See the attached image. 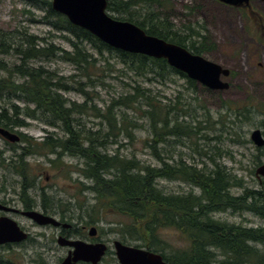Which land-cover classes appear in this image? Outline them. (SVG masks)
<instances>
[{"label": "trees", "instance_id": "obj_1", "mask_svg": "<svg viewBox=\"0 0 264 264\" xmlns=\"http://www.w3.org/2000/svg\"><path fill=\"white\" fill-rule=\"evenodd\" d=\"M23 1L43 13L38 23L48 26L51 32L64 35L70 49L55 45L50 40L55 36L49 39L32 35L26 27L15 28L10 33L0 29V56H12L18 61L9 65L0 60V70L5 72V76L0 77V100L5 104L0 107V128L14 132L15 128L27 127L26 119H31L42 122L54 131H63L65 135L55 137L54 131L46 130L47 136L42 142H34L27 135L21 136L26 144L19 148V153H15L17 147H13L15 154L9 165L23 172L27 156L34 152L45 153V149L55 155L52 163L58 165L57 168L63 166L60 163L64 156L83 159V167H76L77 173L89 180V185L81 183L85 190L104 202L99 213L108 208L126 215L129 222L121 225L118 232L139 240L134 233L143 229L152 236L143 239L145 246L160 253L171 264H264V227H245L215 217L228 211H244L264 218V186L258 190L246 188L243 194L234 195L232 188L243 187V180L238 179L225 165L215 162L213 168L200 167L198 163L191 164L182 157L175 162L166 161L158 149V144L165 141L166 135L171 133L190 138L196 132L190 123L180 121L178 116L171 120L169 110H164L162 102L148 95V90L141 89L139 85H133L131 93L113 98L105 111L92 102L93 98L86 90L96 87L91 70L99 71L100 62L109 63V58L105 57L107 54L116 58L136 77L150 78L152 75L158 80H165L171 74H177L186 78L191 86H195L196 82L169 66L164 59L112 48L56 12L52 0ZM107 2L108 12L120 14L111 15L117 20L132 22L147 34L182 46L193 54L202 55L206 50L207 37L198 29L184 26L182 34L168 17L162 18L149 10L154 9L153 5L163 6L161 0ZM143 11L146 12L143 19H137ZM196 37L201 40H194ZM210 47L208 45L207 49ZM42 59L61 60L73 65L79 78H84L85 82L76 80L74 75L65 78L54 70L33 65V62ZM73 90L84 97L82 104L65 96V93ZM17 103H23L24 107ZM130 110L135 113L133 115L140 111L139 117L149 122L154 136L145 143H153L151 147L159 159V165H144L136 157L122 156L118 150L112 154L104 150L111 143L110 139L122 131L134 138L131 129L140 127V124L129 117ZM84 116H93L99 123L87 128ZM4 153L0 150V166L5 164ZM162 180L188 183L197 189L198 194L167 193L160 184ZM25 193L26 186H23L22 194ZM47 197L46 193L42 194L44 200ZM22 201H26L24 197ZM26 206L31 209L27 203ZM43 209L49 211L48 202ZM85 222L94 225L96 221L87 219ZM168 228L180 230L188 246L171 250L167 244L154 239L159 229Z\"/></svg>", "mask_w": 264, "mask_h": 264}, {"label": "rangeland", "instance_id": "obj_2", "mask_svg": "<svg viewBox=\"0 0 264 264\" xmlns=\"http://www.w3.org/2000/svg\"><path fill=\"white\" fill-rule=\"evenodd\" d=\"M161 2L163 6L153 5L154 9L149 10L162 18L168 17L175 29L180 30L182 34L184 26H193L198 32L206 35L208 40L206 50L201 56L232 71L230 77L222 78L223 81L229 82L230 88L214 91L197 82L195 86H191L186 78L177 74H171L165 80H158L152 75L150 78L136 77L116 58H111V55L107 54L105 57L109 58V63L100 62L99 71L91 70L96 87L86 90L90 92L92 102L105 111L106 105L113 98L129 94L133 85H139L141 89L148 90V95L162 102L164 110H169L171 120L178 116L180 121L190 123L196 132L190 138L186 135L174 136L171 133L166 135L165 141L158 144L160 154L166 161L175 162L182 157L191 164L198 163L200 167L209 168H213V164L218 162L230 169L238 179L243 180V187L232 188L234 195L243 194L246 188L261 189L264 186V177L258 178L256 171L264 164V147L258 148L251 140L252 132L256 129H260L264 136V43H261L260 31L254 28L251 25L253 22L240 11L219 6L211 0H161ZM192 4L194 7L197 4V8L201 9L190 12L188 5ZM259 11L264 16L263 4L259 5ZM109 14L120 15L114 12ZM145 14V11L139 13L137 19H143ZM42 15L41 11L31 7L27 1L0 0V29L4 32L10 33L15 28L26 27L32 35L49 39L55 36L50 40L55 45L69 50L70 45L63 38L64 35L51 32L48 26L38 23ZM32 20L36 22L31 23ZM198 24L202 26L198 28ZM194 40L199 42L201 38L196 37ZM208 45L213 48L207 49ZM0 60L9 65L18 62L17 58L12 56H0ZM33 65L54 70L65 78L74 75L76 80L85 82L84 78H79L78 71L73 65L61 60L42 59L33 62ZM4 76L5 72L0 70V77ZM65 96L78 104L85 101L81 93L75 90L65 93ZM17 104L21 108L24 107L23 103ZM1 106H5L2 100ZM129 113V117L140 124V127L131 129L134 138L131 139L122 131L117 137L110 139L111 143L104 150L109 154L118 150L122 156L136 157L144 165H159V159L151 147L153 143L150 142L148 145L145 143L148 138L154 136L149 122L139 117L140 111L136 115H133L135 113L131 110ZM83 120L87 128L95 127L99 123L93 116H84ZM26 122L29 124L27 127L15 128L12 133L27 135L34 142H42L47 136L46 130L54 131L38 120L26 119ZM54 132L55 137L65 135V132L60 130ZM2 137L0 135V150L5 152V164L0 166L1 202L2 198L7 196L8 199L14 200L13 205L20 210H23L22 206H26V203L34 209H39L48 202L49 211L52 213L48 216L75 229L82 225L87 226V233L95 227L98 236L111 247L113 241L118 240L129 246L143 248L145 246L143 239L152 237L143 229L134 233L139 240L131 239L127 233L122 235L117 229L125 222H129L126 215L112 212L108 208L99 213L104 202L97 200L95 194L85 190L81 183L89 185V180H85L82 174L77 173L76 167H83V159L64 156L60 163L63 166L57 168L58 165L52 163L55 155L45 149V153L34 152L27 156L24 161L26 168L20 172L17 167L9 164L12 163L13 155L19 153V148L24 147L26 143L16 141L15 146H12L10 141L6 144ZM13 147H17L15 153ZM160 184L167 193L198 194L196 188L182 181L162 180ZM23 186H26L25 195L22 194ZM43 193L48 195L47 200L42 198ZM23 197L25 202L22 201ZM19 200L22 204L17 202ZM9 216L30 230L33 235L41 234L36 235V242L32 244L38 253L35 254L34 249L27 246V252L17 249L0 250V257H10L19 264H35L31 263L34 259L38 261L36 264L41 262L57 264L64 251L55 241L61 231L59 226L41 227L22 215ZM89 217L96 221L94 225L85 224V220L91 221ZM215 217L245 227H264V218L251 212L228 211L216 214ZM157 234L154 239L167 244L171 250L188 246L186 237L178 229H159ZM45 247H54V250L47 252L44 250ZM146 248L145 246L144 249Z\"/></svg>", "mask_w": 264, "mask_h": 264}, {"label": "water", "instance_id": "obj_3", "mask_svg": "<svg viewBox=\"0 0 264 264\" xmlns=\"http://www.w3.org/2000/svg\"><path fill=\"white\" fill-rule=\"evenodd\" d=\"M231 5H238L248 0H220ZM53 9L66 16L75 26L83 28L97 37L100 41L112 48L132 54H141L150 58L164 59L169 66L184 73L187 77L198 84H202L211 90H226L230 88L229 82L222 78L230 76V70L223 66L196 55L188 49L174 43L167 42L156 36L149 35L141 27L128 21L112 18L107 12V0H52ZM0 135L11 142L20 140L16 133L0 128ZM251 140L258 148L264 147V136L260 129L252 132ZM256 175L264 177V164L261 165ZM0 209H4L0 204ZM40 226H60L61 222L51 216H46L36 211L24 213ZM65 228L70 227L64 224ZM93 227L91 235L96 234ZM28 238L19 223L10 218H0V245L6 243H20ZM61 245H71L76 248L75 258L66 259L62 264H77L81 255L91 253L97 262L104 255V244L87 245L81 241H66L59 239ZM115 247L121 264H168L163 261V256L148 249L129 246L116 241Z\"/></svg>", "mask_w": 264, "mask_h": 264}, {"label": "flooded vegetation", "instance_id": "obj_4", "mask_svg": "<svg viewBox=\"0 0 264 264\" xmlns=\"http://www.w3.org/2000/svg\"><path fill=\"white\" fill-rule=\"evenodd\" d=\"M211 1L218 4L219 6L228 7L230 9H236V10L240 11L241 13H243L244 15H246L251 20V22H253V24H251V25L260 31L259 37L261 36L260 39L263 42L261 40L260 41H261V43H264V16L259 11V5H262V4L264 5V0H248V2L243 1L242 3H240L238 5L227 4V3H224L220 0H211ZM190 5H188L190 12L198 11L201 9V8H197V6H198L197 4H195V7L193 4H192V6H190ZM201 26H202L201 24H198V28H200ZM232 74L233 73L230 70V76ZM2 138L5 141V143L8 144L7 142H9V141L4 137H2ZM20 141L21 142L24 141L22 137H20ZM12 144H14V143H12ZM2 201L3 202H1V198H0V204L4 208V209H0V218L10 217L9 216L10 214L11 215L13 214V216L22 215V216L26 217L27 219H29L30 221L33 222V220H31L29 217H27L24 213L29 212V211H36V210H38L37 212H39V213H42V214L44 213V215H46V216L52 215V213H50V211H45L43 208L34 209L31 207V209H27L26 208L27 206H22L23 210H20L15 205H13L14 200L8 199L7 196H4L2 198ZM17 202L22 204L21 200H19ZM5 205H7L9 207H7ZM11 207H13V209ZM10 218H12V217H10ZM33 223H35L37 226H40L35 221ZM64 224L65 223H61V226H59L61 231L58 234L57 240H55L56 244L61 246V249L64 250L62 255L59 257L57 264H62L66 259L75 258L76 248L69 245V244L68 245H61L59 243V239L61 237H63L68 242H70V241L71 242L72 241H81L87 245L104 244L106 246L104 255L100 258L99 261L95 262L94 261L95 257L91 253H89V254L83 253L80 257L81 259L78 258V261L76 262L77 264H121V262L119 261L118 255H117L116 247H115V243L118 240L113 241V245L111 247L110 245H108V243L104 239H102L100 236H98L97 232L95 235H91V231H89L87 233V226L82 225V226L78 227V229H75V228H73V226L65 228ZM19 225L24 231H26L28 233V238L25 241L20 242V243H6L3 245H0V250L17 249L19 251L22 250L24 252H27L26 249L28 248L27 246H29L30 248L34 249V251H35L36 247H33L32 244L36 242L37 236H41V234L36 233L37 236L33 235L32 232L30 230H28L26 227L22 226V224L19 223ZM49 226H51V225L41 226V227H49ZM53 241H54V238H53L52 242ZM139 248H141V247H139ZM44 250H46L47 252L49 250L53 251L54 247H45ZM37 253L38 252L35 251V254H37ZM155 253H157V252H155ZM31 255L33 256L32 253H31ZM30 259H33V258H30ZM163 261H165L168 264H171L166 259H164V257H163ZM34 262L36 264L38 262L37 259H34L33 262H31V263H34ZM0 264H19V263H16L10 257H6V258L0 257ZM41 264H47V263L41 262Z\"/></svg>", "mask_w": 264, "mask_h": 264}, {"label": "bare ground", "instance_id": "obj_5", "mask_svg": "<svg viewBox=\"0 0 264 264\" xmlns=\"http://www.w3.org/2000/svg\"><path fill=\"white\" fill-rule=\"evenodd\" d=\"M67 224V223H66Z\"/></svg>", "mask_w": 264, "mask_h": 264}]
</instances>
